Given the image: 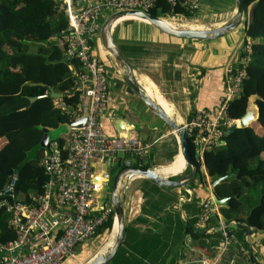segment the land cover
<instances>
[{
	"label": "crops",
	"instance_id": "1",
	"mask_svg": "<svg viewBox=\"0 0 264 264\" xmlns=\"http://www.w3.org/2000/svg\"><path fill=\"white\" fill-rule=\"evenodd\" d=\"M253 9L254 4L251 3L242 25L213 40L193 41L173 37L133 18L120 20L114 28L113 37L133 66L139 83L155 101L163 105L172 119L186 123L200 109L217 111L220 107L226 92L227 67L237 60L241 43L246 37V27L253 19ZM235 10L236 0H227L225 10L218 12L212 9V3L201 0L198 12L190 17L194 19L189 24L185 22L187 18L185 21L179 18V22L220 26L234 15ZM106 12V16L111 13ZM166 17L172 19L174 16ZM93 41L92 52L98 57L96 39ZM101 55L113 60L107 51H101ZM113 66H116L115 72L121 78L116 63ZM84 103L87 111L88 99ZM100 123L110 137L135 134L148 146L141 166L158 167L163 174L165 168L174 165L182 157L175 130L151 112L131 90L121 85L117 86V93L113 95L108 84L107 104L100 116ZM254 128L257 133H263L260 126L254 124ZM5 143L6 140L0 139V147ZM117 166L119 171L124 165L120 163ZM178 170L181 171L170 178L181 177L189 173L191 168H185L182 160ZM201 170L205 179L200 182L197 175L195 184L186 188L160 186L142 177L132 178L126 190L124 242L117 255L105 264H179L205 255L213 256V247L218 243L220 233L205 235L202 228H197L198 205L208 199L213 202L214 192L208 171L204 166ZM104 171L111 175L104 165L95 164L94 176L100 186L96 192L99 208L112 205L111 201H102L100 195L108 189L113 178L111 175L110 179H103ZM223 205H216V212L211 219L214 215L218 217L216 222L210 223L211 226H218L220 207ZM190 222L199 236L194 237L186 232ZM227 227L236 241L224 254L223 264H251L240 252L241 247L253 252V261L264 264V234L251 227L244 231L234 221L228 222ZM114 229L115 226L110 232L102 230L100 233H105L109 239L88 258H80L76 264H86L97 253L106 252L107 243L111 248L116 237Z\"/></svg>",
	"mask_w": 264,
	"mask_h": 264
},
{
	"label": "trees",
	"instance_id": "2",
	"mask_svg": "<svg viewBox=\"0 0 264 264\" xmlns=\"http://www.w3.org/2000/svg\"><path fill=\"white\" fill-rule=\"evenodd\" d=\"M251 3L254 4L253 19L246 27V37L252 40L251 60L242 89L230 102L228 112L234 119L241 118L246 112L248 98L257 94L261 97L257 101L259 118L247 128L233 127L223 137L224 144L205 151L203 160L191 138L188 143L200 182L205 179L202 166L208 171L211 182L234 173L214 186L219 199L228 198L220 207L225 222L234 221L244 231L252 227L264 234V0H245L246 12ZM62 4L63 0H0V139L6 140L0 147V202L10 205L16 202L31 204L43 192L48 180L41 163L46 152L40 146L43 128L56 129L69 122V116L55 106L50 89L63 93L68 104L74 106L78 102L77 90H73L74 95L70 97L65 93L75 88L84 65L76 58L64 56L61 36L69 22ZM172 7L166 0H158L149 12L164 17L189 19L192 16L179 4ZM35 96L40 98L28 108L29 98ZM254 124L263 129L262 134L256 132ZM64 144V137H60L57 145L63 147ZM6 171L13 173L7 175ZM14 177L19 184L17 198L13 193L4 192ZM202 204L198 205L199 210ZM217 217L214 215L210 223L216 222ZM11 219L12 211L0 208L2 246L16 238ZM113 223L114 216L97 233L110 232ZM186 232L199 236L191 222ZM202 232L209 234L206 229ZM121 247L122 244L113 258Z\"/></svg>",
	"mask_w": 264,
	"mask_h": 264
},
{
	"label": "built area",
	"instance_id": "3",
	"mask_svg": "<svg viewBox=\"0 0 264 264\" xmlns=\"http://www.w3.org/2000/svg\"><path fill=\"white\" fill-rule=\"evenodd\" d=\"M158 0H63L62 8L68 17V28L62 32L64 56L83 62L84 72L77 76L75 88L65 95L79 93L76 105L68 104L64 94L55 98V106L69 116L65 124L68 132L63 134L65 144H50L41 161L48 175L42 193L31 204L16 202L13 205L3 201L0 208L12 211L11 224L16 231L15 240L0 245V264H61L73 257L78 245L94 237L98 230L114 216L113 205L98 207L96 192L99 183L95 180V164L124 166L142 164L147 145L135 134L110 137L100 123V116L107 104L108 83L105 64L92 50L94 41L100 34L106 11L149 10ZM174 8L181 5L186 12H198L201 0H166ZM92 41V43H91ZM252 40L245 37L237 54V60L227 67L226 92L217 111L198 110L186 123L188 138H191L200 160L205 151L224 144L223 137L233 127H238V119L229 115L228 107L242 89L247 75L246 67L251 60ZM88 99L87 111L84 100ZM85 119V124L80 122ZM108 180V172L102 174ZM16 178H12L4 188L5 193H13ZM217 204L206 200L199 212L197 228L206 232L220 233L214 245V255L179 264H223V256L235 238L228 225L219 217L218 226L210 225ZM61 232L59 235L58 232ZM240 252L251 264L253 252L241 247Z\"/></svg>",
	"mask_w": 264,
	"mask_h": 264
},
{
	"label": "water",
	"instance_id": "4",
	"mask_svg": "<svg viewBox=\"0 0 264 264\" xmlns=\"http://www.w3.org/2000/svg\"><path fill=\"white\" fill-rule=\"evenodd\" d=\"M245 0H236V10L234 15L225 23L220 26H212L207 24L202 25H186L176 20H172L169 17L163 16H154L151 13H147L141 10H119L111 12L102 23L100 29V40L105 48V50L112 57L114 62L116 63L123 82L131 89V91L141 99L147 108L159 116L163 121H165L169 126H171L179 139V144L181 148V154L184 161V167H190L191 171L185 175H182L178 179L170 178L172 175L176 173H163L159 171L158 167L151 168H140L136 166H123L120 170L115 174L113 179V188L111 194V203L114 207V223L112 226H115V223L118 224V233L115 239V242L110 250V253L107 254L104 251L97 253L91 260H89L86 264H105L108 262L116 253L119 246L121 245L125 232V201H126V190L129 185V182L132 178L142 177L145 179H150L155 181L160 186H172V187H180L186 188L190 185L198 175V167L192 161L190 155V148L188 143V135L185 123L178 122L172 119L163 105H161L158 101H155L153 96L139 83L137 78L135 77L133 66L126 59L124 54L122 53L119 46L116 44L113 31L116 24L123 19H139L142 20L149 25L159 29L160 31L177 38L183 39H196V40H213L219 37L224 36L226 33H229L242 25L245 21ZM176 24V26L172 25ZM34 83H32L33 85ZM50 96L53 98L61 97V93L56 92L54 89H50ZM40 96H35L29 98L30 104L28 108L31 106L33 102L39 99ZM261 97L257 94L251 95L248 98L247 108L245 114L238 119V128H247L252 123L256 122L259 118V106L257 101L260 100ZM85 119H83L80 124H85ZM44 136L41 140L40 146L44 149H49L50 144L54 141H58L59 138L68 132V127L65 124H62L56 129L43 128ZM181 171V170H180ZM179 171V172H180ZM7 175L13 173V171H6ZM234 173L228 176H222L215 179L212 182L213 187L224 180L226 177H232ZM19 193V184L16 182L13 189V196L17 198ZM213 203L217 205H223L227 202L228 198L219 199L216 194L212 193ZM228 225V222L226 223ZM252 228V227H251ZM112 233V232H111Z\"/></svg>",
	"mask_w": 264,
	"mask_h": 264
},
{
	"label": "rangeland",
	"instance_id": "5",
	"mask_svg": "<svg viewBox=\"0 0 264 264\" xmlns=\"http://www.w3.org/2000/svg\"><path fill=\"white\" fill-rule=\"evenodd\" d=\"M206 1L209 2V3H212V9L215 10V12H218V11H221V10H225V3L227 2V0H218V2H216L217 0H206ZM106 13H108V12H106ZM179 18H181V17H179ZM179 18L177 19L176 17L175 18L173 17L172 20L176 19V21L179 22V21H181ZM182 18H183V21L186 20L184 17H182ZM191 19H194V18H189L185 22H187L189 24L191 22ZM193 25H196V24H193ZM189 40L197 41L196 39H189ZM200 41H202V40H200ZM95 43H96V46H97V52H98L97 55L101 59V61L105 64L106 76H107L108 84H109V87H110V92L113 95H116L117 86L118 85H121L122 88L124 87V89L128 88L129 90H131L123 82V80L120 78L119 74L115 72L116 66H113V65H115L114 60H109L108 56L101 55V51H103V50L106 51V50L103 47L99 36L96 37ZM116 166L117 165H113L112 166L110 163H105L104 164V169L108 170L111 173L112 177H113L112 180L110 181V185H109L108 189H105L104 191H102L100 193V195L102 194V197H103L102 201H106L107 203H110V201H111V192H112V188H113V179L115 177L116 172L119 169V168H117L118 166L117 167ZM107 239H109V236H106L105 233H103V232L102 233H97L93 238L90 239V241L78 245L76 247V249H75L74 256L65 259L61 264H76V262L80 258H83L85 260V258L89 257V254H92L93 251H95L97 248L102 246L107 241ZM105 250H106L107 254L110 253V247H108V243L105 246Z\"/></svg>",
	"mask_w": 264,
	"mask_h": 264
},
{
	"label": "bare ground",
	"instance_id": "6",
	"mask_svg": "<svg viewBox=\"0 0 264 264\" xmlns=\"http://www.w3.org/2000/svg\"><path fill=\"white\" fill-rule=\"evenodd\" d=\"M172 25L176 26V24H172ZM182 160H183L182 157H180V160L177 163H175L174 165H172L170 167L165 168L164 169L165 173H176V172H178L179 171L178 167H179V164ZM116 224H117V222L115 223L114 236L115 235L117 236V233H118V224L117 225ZM115 239H116V237H115ZM115 239H114V242H115ZM114 242H113V244H114ZM113 244H112V246H113ZM112 246H111V248H112ZM111 248H110V250H111Z\"/></svg>",
	"mask_w": 264,
	"mask_h": 264
}]
</instances>
